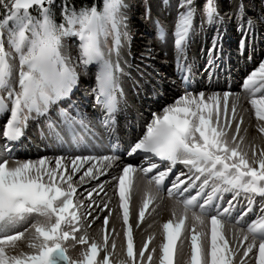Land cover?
Here are the masks:
<instances>
[{"label": "snow or ice", "instance_id": "6c2138e0", "mask_svg": "<svg viewBox=\"0 0 264 264\" xmlns=\"http://www.w3.org/2000/svg\"><path fill=\"white\" fill-rule=\"evenodd\" d=\"M161 4L175 11L171 37L183 92L152 112L142 133L121 150L115 132L125 85L137 88L146 75L129 59L132 0H0V264H264V59L242 83L257 121V144L256 137L246 141L238 94L192 85L188 50L195 21L224 23L218 0ZM143 8L166 41L167 27L152 16L150 0ZM260 12L253 18L242 0L236 3L241 49L258 34L257 22L264 23V0ZM222 36L217 31L206 49L209 77L222 56ZM82 75L95 82L82 100H73ZM89 104L99 113L86 111ZM30 123L53 155H15ZM105 140L115 144L107 154ZM105 173L112 197L97 203L100 193L107 196L108 181L99 180ZM134 176L145 179L135 227L165 190L174 198L158 251H146L153 234L134 243ZM114 200L119 230L115 223L109 227ZM98 218L102 223L90 239L87 227ZM77 244L73 259L67 249Z\"/></svg>", "mask_w": 264, "mask_h": 264}, {"label": "bare ground", "instance_id": "6f19581e", "mask_svg": "<svg viewBox=\"0 0 264 264\" xmlns=\"http://www.w3.org/2000/svg\"><path fill=\"white\" fill-rule=\"evenodd\" d=\"M237 2H238V0H234L231 5H225L226 7L223 8V11H221L220 14L229 13L230 14L229 18L230 17L233 18L234 17L233 16V10H234ZM254 5H255L254 2H251V0L248 1V5L246 6V9L249 10V14H251V11L254 9ZM168 14H169V16H171L172 12H169ZM257 16H260V14L255 13L253 18H255ZM229 18L226 19L225 24L222 23L221 27L220 26L218 27L219 31L223 33L222 40H221L223 52H222V56L217 58V66L218 67L215 71V74L212 75L211 77H209L208 73L204 70V68L198 69V70L192 69V72H193L192 80H196L195 78H201V80H203L202 76H199L201 74H203V76L206 78L203 81L199 80L197 82H192V85L194 84L193 86H195V88H197V89H200L202 87L203 90H205V91L222 92L224 90H228V91H230L231 94H238L239 95L238 113L243 114L242 128L246 127L248 129L246 141H251L254 137H256L257 138L256 142H257V144H259V143H261V140L259 139L256 128L254 127V125L257 123V121H256V118H255L253 112H252L251 106L247 102L248 97H247V94L242 89V83H243L244 78L255 67L258 66L259 61L261 59H264L263 58V55H264L263 52H262L263 55L261 56V58H259L257 56V48H258L261 40L259 38L257 40L255 39L254 41L252 40L251 44L249 45L250 49H251V51H250L251 56L246 58V52H248L247 51L248 47L241 49V45H240V47L238 49L236 48L237 50H235L234 44H233L234 41H232L230 39V41L228 42L226 39L230 35L229 28H230V26L233 25L232 19H229ZM131 27H132V23L129 22V29H131ZM256 27H257L258 34L259 33L264 34V24H262L261 27H259L258 22H257ZM217 31L218 30L216 28L213 30H210L205 36L206 39L213 37L217 33ZM192 40H193V38H192ZM207 42H208V40H207ZM130 43H131V45H134V38L131 39V37H130ZM140 43H141L140 40L136 41V44L139 45V47L137 49L136 48H134V49L139 50V53H136L134 56L132 54L133 61L136 60L138 62L137 57L139 56V54H141V51L144 52V49L141 46L142 44L140 45ZM230 45H231V48H230ZM263 49H264V47H263ZM154 54L157 55V58H155V59L151 58V62H152L151 65L154 64V62H157L158 64H160L162 66H166L165 69L171 70V72H172L171 75L173 78H170V80L166 81L163 77L160 80L161 84H165L167 86H170L173 83V81L175 80L174 79L175 74H176V77H178L177 71L175 69H172V67H170L171 64L175 63L173 46L171 44H166L165 47L158 46L157 48H155ZM161 54L166 56L168 63H166V64L159 63L158 57ZM195 55H197V59L194 61L195 65H198L202 60L207 61L208 55H207L206 51L204 53L202 50H198V52H196ZM132 57L130 56L129 59L132 60L131 59ZM227 59H229L228 65H227ZM136 74H137L136 70H133V75L136 76ZM241 79H242V82H241ZM182 92H183V88L180 87L177 91H172L170 94H168L166 100H163L161 97L158 99H154L155 97H153L152 98L153 111L154 110H156V111L160 110L163 105L171 102L176 96L182 94ZM76 94L74 96H76ZM141 96H142V98L144 97L143 94ZM230 103H231V97H230ZM86 111L99 113V110H92L90 107H87ZM125 118H123L122 116L119 117V113L117 114V117H116L117 124H116V132H115V136H116L115 143L119 144V147L121 150L128 143V141H126L128 139L127 137L130 136V139H131L132 137L136 136L137 134H140V132L144 128L145 123L151 118V116H150V114H147L146 120L144 122L140 123L139 130L137 132H131V130L120 131V129L123 128L122 125L125 122L124 121ZM120 119H121V121H120ZM126 121H129V120H126ZM127 123H129V122H127ZM132 123L133 124L137 123L135 118H133ZM27 132H28V129H27L26 133ZM24 143L26 144V146H30V145H32V140L29 137L25 136V138H23L21 140L18 147H20V145H22ZM43 143L44 142H41L42 145H43ZM106 145H107V140H105V144L102 145V147L104 149V154L108 153V149L110 147L109 145L108 146H106ZM33 146H34V144H33ZM113 147H115V144L113 145ZM57 154H59V153H57ZM117 154H119V153H117ZM43 155L51 156V155H53V153L51 151H47L46 149L40 150V151L33 150V151H31L29 156H31V159H36L39 156H43ZM25 156H27V154H25ZM123 158L125 160H128V161H131L134 159L131 157H126V156ZM176 170L182 171L183 166L177 165ZM110 171H112L113 175L116 174L115 171H113L112 169H110ZM99 180L102 182H104L106 180L108 181L106 186H105V189H104V191L107 193V196H105L104 193H100V196L97 197V203H99L101 198L105 201H108L109 197H112V193H113V189L111 186V177H109L107 173H105L103 176H100ZM92 183L94 184L95 182H92ZM144 186H145V179L142 176H134L133 177V187L131 189V200H130V222H132L134 225V227H133L134 243H135V245H141L142 241L144 239H146L148 235L153 234L154 239H153V241H149V249H146V251L150 250L152 247H156L157 251H158L159 244L162 241V224L164 222H166L172 215L171 206L174 203V198L170 199L167 195V191L165 190L160 195V198L157 199L156 201H154L152 204H150L149 208L145 210L146 211L145 218H144V220H142L140 222L139 228H137V227H135V214L138 213V209L141 206L143 198H144ZM78 191H79V189H78ZM116 199L118 200V198H116ZM109 203H110V206L112 207V210H113V215L110 216V218H109V227H111L113 225V223H115L116 228L119 230L120 229V221L114 219L115 214H116V209H117V203L115 200L109 201ZM257 203H259V197H257ZM105 211H107V210H105ZM103 214L104 213H100V216L102 217ZM101 223H102V220L98 218L97 220L93 221L90 225H88L87 232H88L90 239L93 236L97 235V230L100 227ZM119 247H120V238L117 237V248L119 249ZM80 248H81V246L78 244L75 247L69 246L67 249L68 255L70 257H72L73 259L78 258ZM100 255L101 254L98 253V259L100 258ZM153 255L155 257L157 255V253H153ZM110 260H113V258L110 257Z\"/></svg>", "mask_w": 264, "mask_h": 264}, {"label": "rangeland", "instance_id": "374dc122", "mask_svg": "<svg viewBox=\"0 0 264 264\" xmlns=\"http://www.w3.org/2000/svg\"><path fill=\"white\" fill-rule=\"evenodd\" d=\"M234 0H218V8L221 13L223 11V8H225V5H231ZM249 0H242L246 6L248 5ZM173 3H175V0H172ZM251 2H254V9L251 11V14H249V10L246 9L247 15L254 17L255 13L260 14V0H251ZM132 3L134 4L133 10L130 14V23H132V27L130 29V37L131 39L134 38V45H131L130 43V49H131V57L132 54L133 56L136 53H139V50H135L134 48H138L139 45L136 44L137 40H140V45L144 49V52L141 51V54H139L138 62L135 60L133 61V57L131 58L133 65H139V67L146 73V75L143 77L141 80L140 85L137 88H132L130 85V82L126 83L125 85V92H126V105H121V111L119 112V117L122 116L124 119V123L122 125V129L120 131L126 130L131 132H137L139 130V125L141 122H144L146 120L147 114H150L152 112H158L159 110H154L152 108V98L155 97L154 99L162 98L163 100H166L168 94H170L172 91H177L180 87L183 88V86L180 84V78L179 76L176 77L175 74V80L170 86H167L165 84H161L160 80L164 77L166 81L170 80L172 77V72L171 70L165 69L166 66H162L158 64L157 62H154V64L151 65V58L155 59L157 58V55L154 54L155 48L158 46L160 47H165L166 44H171L173 46L172 42V37H171V31L173 27V22H174V17H175V11L174 10H168L164 9L161 4V0H150L151 3V11H152V16L154 17H159L161 21H163L167 27L168 30V37L166 41H163L159 39L156 34H155V29L153 26V23L150 19H145L143 12L144 8L143 5L145 3V0H132ZM198 3H203V0H198ZM169 12H172V15L169 16ZM224 16V24L227 18H229L230 14L229 13H224L221 14ZM201 19L202 16H197L196 21H195V35L193 36V40L191 43V46L188 50V57L190 60L193 61L192 69L198 70L204 68V64L206 63V60H202L198 65L194 64V61L197 59L196 52L198 50H202L204 53L206 49L210 46L212 37L206 39V34L213 29H217L219 31V26L220 25H215V24H209L205 22L203 26H201ZM233 21V25L230 26L229 32L230 35L226 38L227 41L229 42L230 39L234 41V48L237 50L240 47V37L242 35L241 32L237 31L236 27V20L235 17L231 18ZM264 24L262 22H258V26L261 27V25ZM260 34V35H259ZM257 34L254 38L252 36H249V45L251 44L252 40L254 41L255 39L257 40L258 38L261 40L259 43V46L257 48V56L261 58V56L264 54V34L259 33ZM208 40V42H207ZM202 45V46H201ZM224 46V45H223ZM233 46V45H232ZM201 47V48H200ZM224 48V47H223ZM231 48V45H230ZM237 48V49H236ZM142 49V50H143ZM248 52H246V58L251 56V49L250 46L247 48ZM207 52V51H206ZM263 52V54H262ZM142 54L144 55L143 61L141 60ZM264 58V55H263ZM159 63L161 64H166L167 58L165 55H160L158 57ZM229 64V59H227V65ZM172 69L176 70L175 63L171 64ZM197 68V69H196ZM135 70V67L133 68ZM168 70V71H167ZM134 76V75H133ZM202 76V79L205 80L206 78L203 76V74L199 75ZM136 78L138 77V74L134 76ZM154 78V79H153ZM196 80H192V82H197V81H203L201 78H195ZM210 81V80H209ZM208 81V82H209ZM94 78L93 76H81V86L80 90L77 91L76 96H73V100H82V97L84 95V89L90 88L92 84H94ZM242 82V79H241ZM194 85V84H193ZM195 87V86H193ZM84 88V89H83ZM144 95L142 98L141 95ZM91 99V97H89ZM156 101V100H155ZM84 103H87L86 101H82ZM88 107H91L89 104ZM87 110V109H86ZM93 110V109H92ZM99 110V108L95 109ZM133 118H135L136 122L135 124L132 123ZM129 120V121H126ZM117 121V120H116ZM121 121V119H120ZM129 122V123H127ZM4 123V118L0 116V130H2V126ZM132 124V125H131ZM30 128H28V132L26 133V137H29L32 140V145L26 146V144L20 145V147L17 148L15 155L18 158L22 159H27L31 158L30 153L33 150L40 151V150H45V143L43 145L41 144L42 140L39 136V131L38 129L30 123ZM143 131V129H142ZM142 131L140 133H142ZM128 134V133H127ZM32 136V137H31ZM33 138V139H32ZM128 139L126 141L130 140V136L127 137ZM3 141L0 140V144H2ZM34 144V146H33ZM123 145V144H122ZM30 149V150H29ZM23 150V151H22ZM26 151V152H25ZM24 153V154H23ZM27 154V156H25Z\"/></svg>", "mask_w": 264, "mask_h": 264}, {"label": "trees", "instance_id": "16d2710c", "mask_svg": "<svg viewBox=\"0 0 264 264\" xmlns=\"http://www.w3.org/2000/svg\"><path fill=\"white\" fill-rule=\"evenodd\" d=\"M76 2H77V3H81V2H83V0H76Z\"/></svg>", "mask_w": 264, "mask_h": 264}]
</instances>
